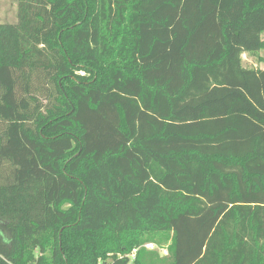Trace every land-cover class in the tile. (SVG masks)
<instances>
[{"label": "trees", "instance_id": "obj_1", "mask_svg": "<svg viewBox=\"0 0 264 264\" xmlns=\"http://www.w3.org/2000/svg\"><path fill=\"white\" fill-rule=\"evenodd\" d=\"M17 9L0 264H264V67L242 59L264 50V0Z\"/></svg>", "mask_w": 264, "mask_h": 264}, {"label": "rangeland", "instance_id": "obj_2", "mask_svg": "<svg viewBox=\"0 0 264 264\" xmlns=\"http://www.w3.org/2000/svg\"><path fill=\"white\" fill-rule=\"evenodd\" d=\"M18 18L17 0H0V23H16ZM264 37V36H263ZM244 65L249 67H264V50L256 54L244 53L242 55ZM151 243V242H149ZM154 243V242H153ZM155 250L166 254L167 250L159 248L156 243Z\"/></svg>", "mask_w": 264, "mask_h": 264}, {"label": "built area", "instance_id": "obj_3", "mask_svg": "<svg viewBox=\"0 0 264 264\" xmlns=\"http://www.w3.org/2000/svg\"><path fill=\"white\" fill-rule=\"evenodd\" d=\"M145 246L147 248H149V249H154L155 248V244L152 243V242L151 243H147ZM136 254H137V249H134L132 254L130 255L131 261L135 260Z\"/></svg>", "mask_w": 264, "mask_h": 264}]
</instances>
